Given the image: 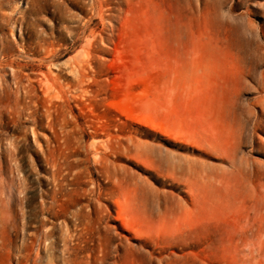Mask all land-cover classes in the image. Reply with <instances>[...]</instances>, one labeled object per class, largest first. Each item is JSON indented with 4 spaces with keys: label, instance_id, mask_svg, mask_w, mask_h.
<instances>
[{
    "label": "rangeland",
    "instance_id": "374dc122",
    "mask_svg": "<svg viewBox=\"0 0 264 264\" xmlns=\"http://www.w3.org/2000/svg\"><path fill=\"white\" fill-rule=\"evenodd\" d=\"M259 185L264 0H0V264H260Z\"/></svg>",
    "mask_w": 264,
    "mask_h": 264
},
{
    "label": "bare ground",
    "instance_id": "6f19581e",
    "mask_svg": "<svg viewBox=\"0 0 264 264\" xmlns=\"http://www.w3.org/2000/svg\"><path fill=\"white\" fill-rule=\"evenodd\" d=\"M48 56L53 59H59L60 55L56 48L48 49ZM183 74L186 66L182 65ZM237 216V227L235 234L239 235V240L244 247H249L251 253H255L254 258L264 264V185L251 188L240 205ZM121 225V229L132 232L135 236L143 235L155 231L159 226L167 227L168 219L153 221L152 219L141 218L136 220L127 214H118L115 217Z\"/></svg>",
    "mask_w": 264,
    "mask_h": 264
}]
</instances>
